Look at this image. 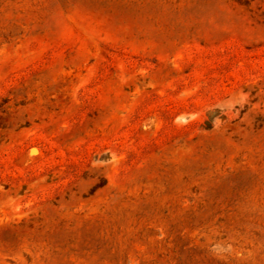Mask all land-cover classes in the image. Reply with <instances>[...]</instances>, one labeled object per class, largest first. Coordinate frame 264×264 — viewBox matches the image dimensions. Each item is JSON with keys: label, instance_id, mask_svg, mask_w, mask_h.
Wrapping results in <instances>:
<instances>
[{"label": "rangeland", "instance_id": "obj_1", "mask_svg": "<svg viewBox=\"0 0 264 264\" xmlns=\"http://www.w3.org/2000/svg\"><path fill=\"white\" fill-rule=\"evenodd\" d=\"M0 264H264V0H0Z\"/></svg>", "mask_w": 264, "mask_h": 264}]
</instances>
